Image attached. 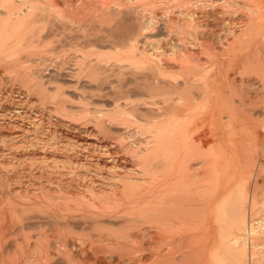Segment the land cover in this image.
Here are the masks:
<instances>
[{
	"label": "bare ground",
	"instance_id": "obj_1",
	"mask_svg": "<svg viewBox=\"0 0 264 264\" xmlns=\"http://www.w3.org/2000/svg\"><path fill=\"white\" fill-rule=\"evenodd\" d=\"M1 72L67 131L3 123L0 264H264V0H0Z\"/></svg>",
	"mask_w": 264,
	"mask_h": 264
},
{
	"label": "rangeland",
	"instance_id": "obj_2",
	"mask_svg": "<svg viewBox=\"0 0 264 264\" xmlns=\"http://www.w3.org/2000/svg\"><path fill=\"white\" fill-rule=\"evenodd\" d=\"M69 69V68H68ZM58 72H56L54 69H48L44 74H45V76H47L48 78H57V79H59V80H61V81H63V82H65V83H69V81L68 80H66V79H64L63 77H61V75L60 74H57ZM0 75H2V72L0 73ZM63 78V79H62ZM2 82H4V83H6L7 85H6V88L4 89V86H3V84L4 83H2ZM80 82V83H79ZM78 83H77V87L78 88H92V86L90 87V85L89 84H87L86 83V81L85 80H80ZM10 83H12V84H10ZM16 82H14V81H8V82H5V80H0V109H2V110H0V117L2 118H0V134H5L6 132H7V128H4L5 126H4V122L7 120V121H11V122H13V123H15V126H14V129L15 130H18L19 129V127L20 128H25V129H27V126H29L30 127V129L28 128L27 130H32L37 124H40L41 123V126L43 127V128H48V129H50V130H55V131H57L58 133H61V134H65V132L67 131L65 128V126L64 125H61L60 123H59V121H58V119H57V114H55L54 112V114L52 113V114H50V112L48 111V107L50 106L49 104L48 105H46L45 106V108H43V107H39V106H37V105H35L34 104V107L32 106L33 105V103L31 104V102L30 101H25L24 103H23V101H20L21 100V95H18L16 92H15V89H17V83L15 84ZM84 85V86H83ZM14 86H16V87H14ZM10 87H12L13 89H11L12 90V92L11 91H9V88ZM8 88V89H7ZM49 89H51V86H49ZM108 86H105L104 87V91L106 92V91H108ZM3 90V91H2ZM65 92L66 93H68L71 97H73V98H75V96L77 95V93H75V92H73L72 90H71V88H69V87H65ZM67 90V91H66ZM4 92H8V93H4ZM71 92V93H70ZM2 93V94H1ZM14 93V94H13ZM4 96V97H3ZM9 97V98H8ZM2 98H3V100H2ZM6 98V99H5ZM13 98H15V99H13ZM20 99V100H19ZM1 101L4 103H1ZM6 101H8V102H6ZM13 101H15V102H17V103H15V102H13ZM10 102V103H9ZM20 102H22V103H20ZM26 102H27V104H26ZM100 103H107L106 101H102V100H100L99 101ZM20 103V104H19ZM29 103V104H28ZM15 104V105H14ZM15 106V107H14ZM17 106V107H16ZM26 107V108H25ZM28 108V109H27ZM31 108V109H30ZM43 108V109H42ZM46 109V110H45ZM4 110V111H3ZM8 111V112H7ZM1 112H2V114L4 113V115H2L1 114ZM13 114H12V113ZM24 112V113H23ZM8 113V116L6 115ZM15 113V114H14ZM38 114V115H37ZM48 114V115H47ZM50 114V115H49ZM5 115H6V117H5ZM22 115V116H21ZM24 115V116H23ZM2 116H4V117H2ZM15 116V117H14ZM34 116V117H33ZM38 116H40V117H38ZM46 116V117H45ZM251 117H252V119L253 118H256L257 120H261V118L263 117L264 118V111H263V108H256L255 110H253L252 111V113H251V115H250ZM8 117V118H7ZM29 117V118H28ZM45 117V118H44ZM12 118V119H11ZM17 118V119H16ZM27 118V119H26ZM37 118V119H36ZM42 118V119H41ZM53 118V119H52ZM11 119V120H10ZM20 119V120H19ZM23 119V120H22ZM33 119V120H32ZM42 121H41V120ZM27 120V121H26ZM31 120V121H30ZM45 120V121H44ZM37 121V122H36ZM47 121V122H46ZM53 121V122H52ZM54 121L56 122V123H54ZM22 122H23V124H22ZM33 124H32V123ZM40 122V123H39ZM43 122V123H42ZM45 122V123H44ZM48 123V124H47ZM2 124V125H1ZM32 124V125H31ZM43 124V125H42ZM46 124V125H45ZM260 124H262V123H260ZM19 126V127H17V126ZM35 125V126H34ZM59 125V126H58ZM34 126V127H33ZM61 126V127H60ZM259 126V125H258ZM16 127V128H15ZM50 127V128H49ZM61 128V129H60ZM258 128H260L261 129V131L263 132V129H262V127H258ZM63 130V131H62ZM3 132V133H2ZM264 137V136H263ZM261 139V138H260ZM262 140L264 141V138H262ZM262 140H260L259 141V145H258V147L260 148L261 146H262V143H263V141ZM18 157V158H17ZM17 157L15 158V159H13L12 160V162H11V164H9V168H8V165L6 166V168H7V172H10L9 170H11V172H15L16 170H18V169H21L20 168V166H22L21 164H25V165H30V163H32V161H29V160H27V161H20V155H17ZM17 159H19V160H17ZM16 162V163H15ZM28 163V164H27ZM20 164V165H19ZM15 165V166H14ZM33 164H31V166H32ZM11 166V167H10ZM19 166V167H18ZM31 166H30V168H31ZM33 167V166H32ZM14 171H13V170ZM4 171V172H3ZM5 170H3V168L1 167L0 168V173H2V174H4L5 175V173H7ZM4 188V187H3ZM36 223L35 222H33V224L32 223H30V226L31 225H35ZM61 261V262H60ZM64 264L63 262H62V260L61 259H56V262H55V264Z\"/></svg>",
	"mask_w": 264,
	"mask_h": 264
}]
</instances>
